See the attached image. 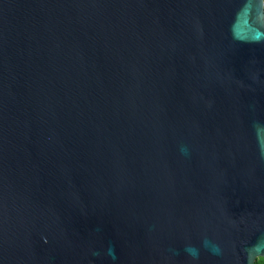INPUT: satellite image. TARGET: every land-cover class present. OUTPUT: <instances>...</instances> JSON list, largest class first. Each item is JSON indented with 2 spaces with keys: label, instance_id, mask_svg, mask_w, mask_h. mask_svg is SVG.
I'll use <instances>...</instances> for the list:
<instances>
[{
  "label": "water",
  "instance_id": "obj_1",
  "mask_svg": "<svg viewBox=\"0 0 264 264\" xmlns=\"http://www.w3.org/2000/svg\"><path fill=\"white\" fill-rule=\"evenodd\" d=\"M259 258L263 0H0V264Z\"/></svg>",
  "mask_w": 264,
  "mask_h": 264
},
{
  "label": "trees",
  "instance_id": "obj_2",
  "mask_svg": "<svg viewBox=\"0 0 264 264\" xmlns=\"http://www.w3.org/2000/svg\"><path fill=\"white\" fill-rule=\"evenodd\" d=\"M254 264H264V258L257 259Z\"/></svg>",
  "mask_w": 264,
  "mask_h": 264
},
{
  "label": "built area",
  "instance_id": "obj_3",
  "mask_svg": "<svg viewBox=\"0 0 264 264\" xmlns=\"http://www.w3.org/2000/svg\"><path fill=\"white\" fill-rule=\"evenodd\" d=\"M263 3H264V0H263Z\"/></svg>",
  "mask_w": 264,
  "mask_h": 264
}]
</instances>
